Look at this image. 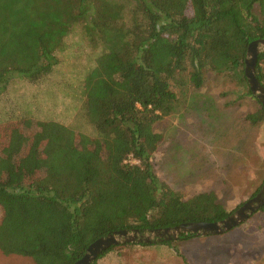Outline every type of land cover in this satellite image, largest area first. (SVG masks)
I'll use <instances>...</instances> for the list:
<instances>
[{"label": "trees", "instance_id": "1", "mask_svg": "<svg viewBox=\"0 0 264 264\" xmlns=\"http://www.w3.org/2000/svg\"><path fill=\"white\" fill-rule=\"evenodd\" d=\"M76 28L102 49L85 74L80 108L96 136L27 118L0 124V251L76 264L115 232L228 218L214 192L185 199L160 179L154 126L209 73L235 82L237 99L256 100L259 110L245 121L264 122L245 75L250 44L264 39V0H0V92L14 77L38 84L51 75ZM256 77L264 86V52Z\"/></svg>", "mask_w": 264, "mask_h": 264}, {"label": "rangeland", "instance_id": "2", "mask_svg": "<svg viewBox=\"0 0 264 264\" xmlns=\"http://www.w3.org/2000/svg\"><path fill=\"white\" fill-rule=\"evenodd\" d=\"M101 52L76 28L58 52L60 64L51 75L38 84L14 77L0 92V124L27 118L95 137L80 108L85 74ZM206 78L202 88L191 89L181 100L177 111L155 124L161 140L151 161L160 179L185 199L214 192L234 213L264 185V122L245 121L260 106L251 97L237 99L240 88L235 82L212 73ZM25 130L31 135L30 126ZM82 142L78 135L74 144ZM2 217L0 208V222ZM152 244L119 245L96 264H264V213L256 212L222 235L178 239L171 246ZM0 264L35 263L0 251Z\"/></svg>", "mask_w": 264, "mask_h": 264}, {"label": "water", "instance_id": "3", "mask_svg": "<svg viewBox=\"0 0 264 264\" xmlns=\"http://www.w3.org/2000/svg\"><path fill=\"white\" fill-rule=\"evenodd\" d=\"M264 52V39L252 42L248 48V56L245 61V75L247 77L250 90L264 107V86L256 77V67L258 56ZM264 205V185L259 193L243 204L236 212L221 222L205 223L194 222L184 223L175 228L164 230H154L151 232L140 233L134 231H119L107 237L100 238L91 244L85 256L76 264H93L100 255L113 246L128 243L152 244L156 242L178 240L182 234H194L198 237L216 236L225 234L247 221L253 214L258 212Z\"/></svg>", "mask_w": 264, "mask_h": 264}, {"label": "built area", "instance_id": "4", "mask_svg": "<svg viewBox=\"0 0 264 264\" xmlns=\"http://www.w3.org/2000/svg\"><path fill=\"white\" fill-rule=\"evenodd\" d=\"M131 162H132V163H136V161H135V160H131Z\"/></svg>", "mask_w": 264, "mask_h": 264}]
</instances>
